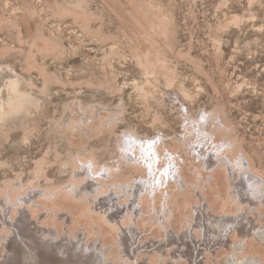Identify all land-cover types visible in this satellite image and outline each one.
Returning a JSON list of instances; mask_svg holds the SVG:
<instances>
[{"label":"rangeland","instance_id":"1","mask_svg":"<svg viewBox=\"0 0 264 264\" xmlns=\"http://www.w3.org/2000/svg\"><path fill=\"white\" fill-rule=\"evenodd\" d=\"M11 80L32 102L0 119L2 200L14 182L69 184L92 151L117 163L127 130L182 138L212 109L264 171V0H0V99ZM92 115L96 133L81 129Z\"/></svg>","mask_w":264,"mask_h":264},{"label":"bare ground","instance_id":"2","mask_svg":"<svg viewBox=\"0 0 264 264\" xmlns=\"http://www.w3.org/2000/svg\"><path fill=\"white\" fill-rule=\"evenodd\" d=\"M30 101L11 80L0 119ZM216 112L190 116L184 137L169 142L127 130L117 163L93 151L75 157L65 186L26 195L10 183V201L0 197V264H264V171ZM91 117L81 129L101 131Z\"/></svg>","mask_w":264,"mask_h":264}]
</instances>
